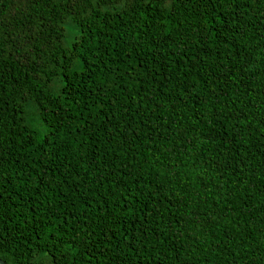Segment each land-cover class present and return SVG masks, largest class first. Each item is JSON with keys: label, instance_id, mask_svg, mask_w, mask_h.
Returning <instances> with one entry per match:
<instances>
[{"label": "trees", "instance_id": "1", "mask_svg": "<svg viewBox=\"0 0 264 264\" xmlns=\"http://www.w3.org/2000/svg\"><path fill=\"white\" fill-rule=\"evenodd\" d=\"M0 259L264 264V0H0Z\"/></svg>", "mask_w": 264, "mask_h": 264}, {"label": "water", "instance_id": "2", "mask_svg": "<svg viewBox=\"0 0 264 264\" xmlns=\"http://www.w3.org/2000/svg\"><path fill=\"white\" fill-rule=\"evenodd\" d=\"M0 264H6L3 260L0 259Z\"/></svg>", "mask_w": 264, "mask_h": 264}]
</instances>
